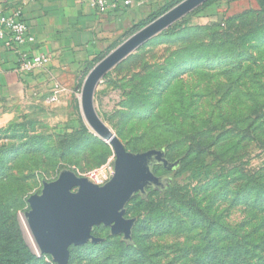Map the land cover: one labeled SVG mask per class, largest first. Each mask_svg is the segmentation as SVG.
<instances>
[{"label":"rangeland","instance_id":"374dc122","mask_svg":"<svg viewBox=\"0 0 264 264\" xmlns=\"http://www.w3.org/2000/svg\"><path fill=\"white\" fill-rule=\"evenodd\" d=\"M68 101L0 110V264H57L27 224L29 199L63 170L115 163L81 93ZM94 105L129 152L165 149L180 166L156 168L172 191L129 203L138 248L102 226L105 241L72 247L69 264H264V0H215L160 32L105 76Z\"/></svg>","mask_w":264,"mask_h":264},{"label":"water","instance_id":"95a60500","mask_svg":"<svg viewBox=\"0 0 264 264\" xmlns=\"http://www.w3.org/2000/svg\"><path fill=\"white\" fill-rule=\"evenodd\" d=\"M210 0H184L170 11L142 28L94 66L84 81L81 102L92 129L114 149L116 160L111 179L96 185L77 172L66 169L57 180L46 182L41 194L29 199L24 214L41 254L57 264H69L71 248L103 239L93 234L95 227L110 228L114 236L133 244L136 219L127 218V206L137 194L146 196L149 189H166L168 177L157 176L155 167L174 170L166 150L129 152L119 138L101 120L95 109V94L105 76L154 36L182 20Z\"/></svg>","mask_w":264,"mask_h":264},{"label":"crops","instance_id":"0c3cea01","mask_svg":"<svg viewBox=\"0 0 264 264\" xmlns=\"http://www.w3.org/2000/svg\"><path fill=\"white\" fill-rule=\"evenodd\" d=\"M173 1L134 0L130 7L110 6L102 13L93 0H0V14L23 12L35 38L24 50L50 58L24 79L17 72L19 53L0 44V110L23 99L49 103L56 83L68 91L56 104L68 105L81 93L80 85L98 59L131 27Z\"/></svg>","mask_w":264,"mask_h":264},{"label":"built area","instance_id":"2783aa9c","mask_svg":"<svg viewBox=\"0 0 264 264\" xmlns=\"http://www.w3.org/2000/svg\"><path fill=\"white\" fill-rule=\"evenodd\" d=\"M93 1L102 13H105L110 6L130 7L134 4V0ZM33 43H35V38L31 35L21 10H15L9 14H0V44L8 50H16L19 53L17 72L24 79L44 67L50 61L49 56L46 54L35 55L24 50L25 46ZM52 92L50 102L56 103L60 96L67 92V89L62 84L56 83L53 86ZM112 167L114 168V161L110 159L105 165L90 170L85 175V178L96 185H105L109 181Z\"/></svg>","mask_w":264,"mask_h":264},{"label":"trees","instance_id":"16d2710c","mask_svg":"<svg viewBox=\"0 0 264 264\" xmlns=\"http://www.w3.org/2000/svg\"><path fill=\"white\" fill-rule=\"evenodd\" d=\"M182 1L184 0H175L173 1L172 3L166 5L165 7H163L162 9L156 11L155 13H152L150 14L148 17H146L145 19H143L139 24L137 25H134L133 27H131L124 35L127 36V35H134L135 33H137L138 31H140L142 28L146 27L147 25H149L150 23H152L153 21H155L156 19H158L159 17H161L162 15H164L165 13H167L168 11H170L172 8H174L175 6H177L178 4H180ZM215 0H210L209 2H207L203 7H201L200 9L198 8L196 11H194L193 13H191L190 15H188L187 17H185L184 19H182L181 21H183L184 23H189L192 18L194 17V15L196 13H198L202 8L206 7L208 4L214 2ZM261 1V0H260ZM116 44H114L109 50L107 53H109L114 47H115ZM106 55V53L104 54ZM106 57V56H105ZM105 57H102L101 59H98L91 67L90 69L88 70V72L86 73V76L89 74V72L94 68V66L99 63L101 60H103ZM167 153V152H166ZM170 161V160H169ZM180 164L172 171H168L170 173H174L177 171V169L179 168ZM158 167H161V166H156L155 167V172H156V168ZM168 177V182H169V185L166 187V189H149L148 190V193L146 196H143L141 194H137L134 199L137 197V196H140L143 200H147L148 199V196H149V193L151 190H157L159 193H164V192H169V191H172L174 186H175V180L173 177L171 176H166ZM133 199V200H134ZM130 207L127 206V211ZM102 227V226H101ZM100 227H95L94 231H93V234L98 237V238H101L103 239V242L105 241V239L103 237H100L98 235V230H99ZM124 241V240H123ZM101 242V243H103ZM128 246L130 247H133V248H138L137 247V243L135 242V240L133 239V244H130L128 243L127 241H124ZM23 243V241H22ZM101 243H98V244H95V245H100ZM89 244H94V243H89Z\"/></svg>","mask_w":264,"mask_h":264}]
</instances>
